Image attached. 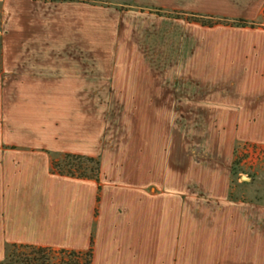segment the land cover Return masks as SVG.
Here are the masks:
<instances>
[{
  "label": "crops",
  "instance_id": "0c3cea01",
  "mask_svg": "<svg viewBox=\"0 0 264 264\" xmlns=\"http://www.w3.org/2000/svg\"><path fill=\"white\" fill-rule=\"evenodd\" d=\"M59 1L132 9L146 24L131 29L132 47L139 52L141 39L148 53L168 54L144 68L194 70L200 158L193 172L182 161L156 179L149 141L136 145L135 157H123L122 147L109 157L89 144L84 111L60 121L53 110L51 103L90 97V83L59 80L58 55L68 50L3 46L0 262L5 247L17 244L91 249V264H264V200L230 189L236 146H264V0H0V36H37L36 22H47ZM240 20L253 26L232 24ZM130 95L154 98L138 85ZM18 129L35 138L22 139ZM43 132L47 143L36 138ZM63 153L99 157V180L51 173V155Z\"/></svg>",
  "mask_w": 264,
  "mask_h": 264
},
{
  "label": "rangeland",
  "instance_id": "374dc122",
  "mask_svg": "<svg viewBox=\"0 0 264 264\" xmlns=\"http://www.w3.org/2000/svg\"><path fill=\"white\" fill-rule=\"evenodd\" d=\"M68 2L55 4L47 13V22H36L37 36L34 31L28 32L29 22L26 35H30L27 37L0 36V71L3 46L10 49L20 45H52L60 51L68 50L58 55L59 80L64 83L85 81L90 83L91 90L90 97L84 101L51 103L53 110L58 111L60 121L73 120L72 117L61 118L63 115L72 116L73 111H84L83 119L93 134L89 144L100 145L109 157H115L122 147L125 148L123 157L132 158L137 144L153 143L156 179L167 177L170 169L177 171L182 161L186 163L187 172L192 171L194 160L200 158V150L196 149V143L200 141L196 134L200 119L194 109V70L144 68L148 59L156 61L153 58L158 56L162 60L163 55L168 57V54L148 53L150 47L142 44L141 39L139 52L137 47H132L131 29L146 26L128 12L132 9L106 1H85V7L77 1ZM33 12L29 10L34 16ZM137 85L141 93L148 92L153 100H131V89H136ZM25 104L27 107L29 103ZM43 105L46 109L47 103ZM17 132L22 139L35 138V132L31 130ZM45 133L36 138L47 143ZM234 160L230 181L232 192L247 200H264V146L237 145Z\"/></svg>",
  "mask_w": 264,
  "mask_h": 264
},
{
  "label": "trees",
  "instance_id": "16d2710c",
  "mask_svg": "<svg viewBox=\"0 0 264 264\" xmlns=\"http://www.w3.org/2000/svg\"><path fill=\"white\" fill-rule=\"evenodd\" d=\"M193 21L197 19L190 18ZM235 26H253L244 21H235ZM236 151V150H235ZM235 154V152H234ZM235 160L232 163L235 165ZM233 170V168H232ZM51 173L76 179L99 180V158L75 155L58 154L51 155ZM92 252L86 253L55 250L49 247H37L33 245L11 244L5 247L4 259L0 264H91Z\"/></svg>",
  "mask_w": 264,
  "mask_h": 264
},
{
  "label": "water",
  "instance_id": "95a60500",
  "mask_svg": "<svg viewBox=\"0 0 264 264\" xmlns=\"http://www.w3.org/2000/svg\"><path fill=\"white\" fill-rule=\"evenodd\" d=\"M245 180H249L248 178H246Z\"/></svg>",
  "mask_w": 264,
  "mask_h": 264
}]
</instances>
